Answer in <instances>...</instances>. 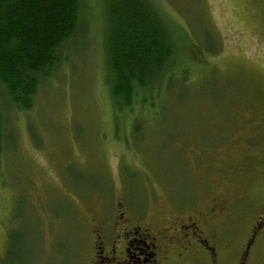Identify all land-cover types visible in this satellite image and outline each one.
Returning a JSON list of instances; mask_svg holds the SVG:
<instances>
[{
  "label": "rangeland",
  "instance_id": "1",
  "mask_svg": "<svg viewBox=\"0 0 264 264\" xmlns=\"http://www.w3.org/2000/svg\"><path fill=\"white\" fill-rule=\"evenodd\" d=\"M156 2L178 35L179 65L144 110L112 105L102 0H82L86 31L30 110L0 92V258L15 233L39 252L36 264H95L96 238L103 247L117 237L119 217L155 236L199 217L213 262L191 245L171 248L167 264H238L245 243L243 263L264 264V0ZM205 29L215 44L203 43ZM142 247L130 246L134 258L147 259Z\"/></svg>",
  "mask_w": 264,
  "mask_h": 264
},
{
  "label": "trees",
  "instance_id": "2",
  "mask_svg": "<svg viewBox=\"0 0 264 264\" xmlns=\"http://www.w3.org/2000/svg\"><path fill=\"white\" fill-rule=\"evenodd\" d=\"M102 3L109 71L105 82L112 105L116 110L131 111L137 103L144 110L152 104L151 94L158 98L164 83L171 84L178 72V35L156 0ZM81 7L82 0H0V92L10 107L18 111L33 107L41 81L56 73L67 49L86 31ZM202 41L216 43L208 29L203 31ZM184 77L177 81L181 87ZM3 111L0 104V160L5 141ZM141 117L133 122L136 144L143 140ZM14 234L9 235L0 264H36L39 252L33 253L24 237L20 235L19 240Z\"/></svg>",
  "mask_w": 264,
  "mask_h": 264
},
{
  "label": "flooded vegetation",
  "instance_id": "3",
  "mask_svg": "<svg viewBox=\"0 0 264 264\" xmlns=\"http://www.w3.org/2000/svg\"><path fill=\"white\" fill-rule=\"evenodd\" d=\"M213 215H215L214 211H212L210 217ZM196 218L199 219V217H187L184 222L180 221L182 223L179 220H174L162 230L163 234L155 236L146 230L142 232L138 230L128 231L125 228L126 220L119 217L118 222L122 219L123 221H120V223L125 224L122 225L120 234L117 237H111L110 239L103 238V247L99 245L101 242L98 240V237L96 238L95 264H144V262L167 264L171 258V248H174L175 251L181 254L182 252H188L191 245H197L199 251L202 250L205 261L213 262L216 256L214 248L209 245L201 229L205 222L202 219L198 221ZM258 231L259 227L254 230L253 235L258 233ZM134 243H141L143 245L142 250L139 249L141 251L138 255L143 258L147 257V259L141 260L132 256L133 253L131 251H134V249L130 248V246ZM250 245V243H245L244 251L240 253L238 264H244L243 262L246 259V253ZM122 246H124L123 249Z\"/></svg>",
  "mask_w": 264,
  "mask_h": 264
}]
</instances>
